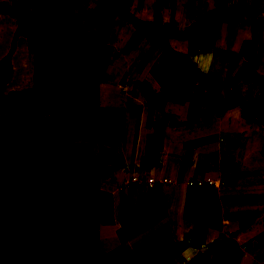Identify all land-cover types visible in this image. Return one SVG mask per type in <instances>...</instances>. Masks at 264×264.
Instances as JSON below:
<instances>
[{"label":"crops","instance_id":"obj_1","mask_svg":"<svg viewBox=\"0 0 264 264\" xmlns=\"http://www.w3.org/2000/svg\"><path fill=\"white\" fill-rule=\"evenodd\" d=\"M153 11L163 27L185 28L169 42L193 62L186 31L204 18L196 40L208 52L194 62L195 79L171 94L174 68L165 50L152 57L163 47L156 39L119 20L83 21L100 35L101 130L84 140L100 157L111 203L100 264H264V0H168ZM160 58L166 66L154 70ZM121 73L135 81L103 83ZM207 177L219 186L188 184Z\"/></svg>","mask_w":264,"mask_h":264},{"label":"trees","instance_id":"obj_2","mask_svg":"<svg viewBox=\"0 0 264 264\" xmlns=\"http://www.w3.org/2000/svg\"><path fill=\"white\" fill-rule=\"evenodd\" d=\"M81 4L32 0V13L0 4V14L16 18L14 47L25 36L35 48L33 86L10 93L0 115V264L101 262L100 222L111 203L100 157L84 142L101 130L100 35L84 24ZM112 6L163 46L174 68L168 94L195 79L196 64L168 41L169 33L182 35L174 25L139 19L128 0ZM12 75L8 56L0 62V103Z\"/></svg>","mask_w":264,"mask_h":264},{"label":"rangeland","instance_id":"obj_3","mask_svg":"<svg viewBox=\"0 0 264 264\" xmlns=\"http://www.w3.org/2000/svg\"><path fill=\"white\" fill-rule=\"evenodd\" d=\"M112 1L116 2L119 5H122L126 0H82V4L78 8L79 15L81 16L82 20L85 22H87V20L88 21L90 20L91 22L92 19H96L98 23L102 25V28H104L103 25L106 23L109 26H111L110 24L114 23L116 20H119L122 23L127 24V26L130 27V29L134 30L135 29L134 24L127 21L123 16L119 15L116 12V10L112 6ZM167 2L168 0H128V5L129 8H131L132 10L131 12L133 14L139 15L140 18L142 19H151L153 22H155L157 28L162 29L163 26L161 25V23H159L160 21H158V19L154 20V18H152L153 14H155L153 10L158 5L160 4L163 5ZM0 4L11 5L27 13H32V0H0ZM225 12L227 13L229 11L225 9ZM230 13H231L230 15H234V13L240 14L241 12L237 11L235 8H232V11H230ZM168 14L170 15V18H174L172 21H175L176 23L175 25H177L178 23L177 20L181 17L180 16L178 17L175 14V11L174 12L170 11V13L169 12L166 13L167 19H169ZM210 14H208L207 16H210ZM224 15L222 16V19L224 18ZM202 19L204 20V18ZM180 20L181 19H179V21ZM201 20H197L194 24L189 23L187 27L188 31H186L187 34L190 35L189 37L191 38L190 44L192 46V49L198 52V54L191 53L194 62L199 61V57H200L199 55L201 54V52H205L204 54L208 52L207 49H202V46L207 47L206 45L207 43H199L196 40V39H200V42L201 40L204 41V37H205L204 34L206 32V28L201 27L202 26L200 25L202 23ZM16 28H17L16 18H14L13 16L7 13L0 14V62H4L9 56L13 67L12 78L7 83L5 92L3 94L4 97L2 96L3 98L1 99L2 101L0 103V115L6 114L5 99L10 93L12 92L23 93L27 89L33 86L35 48L30 44V42L25 36H20L14 47V34ZM179 29L184 30L185 28H180V26H177L176 30L182 31ZM261 29H262L261 30L262 33H264L263 27H261ZM135 32L136 34L142 35L138 30H135ZM189 37L187 36V38ZM169 38L171 44H173L175 41V37L169 33L168 41ZM155 44H157V42ZM214 46L216 45L214 44ZM12 50L14 51L12 52ZM162 50L164 51L163 47H160L159 49L155 48L154 50H150L153 53L155 52L152 57L154 58L155 56L158 55H164ZM222 52H224V50H222ZM214 53L217 56H222V54L219 55V53H216L215 51L212 54ZM212 54H209V56H212ZM162 61H164L163 58H160L159 61H156L153 65V69L157 70L158 67L160 68L162 66L163 67L166 66L165 63H163ZM138 63L135 65L136 67H134V69L139 72ZM121 74L123 75H118V74L114 75L112 79H107L105 82L103 81V83L115 82L121 84L125 88L135 81V78L131 74H124V73ZM168 78L169 77H166V81ZM169 82H171V80H169ZM165 86L168 87L169 83H166Z\"/></svg>","mask_w":264,"mask_h":264},{"label":"built area","instance_id":"obj_4","mask_svg":"<svg viewBox=\"0 0 264 264\" xmlns=\"http://www.w3.org/2000/svg\"><path fill=\"white\" fill-rule=\"evenodd\" d=\"M132 180H133V181H138L139 178H138L137 176H133V177H132ZM154 183H155L154 178L150 177V178L148 179V184H149L150 186H153ZM188 184H189L190 186H199V187L205 186L206 184H209V185H211V186H219V183H218L215 179H213V178H209V177H207V178H201V179H193V180H189V181H188Z\"/></svg>","mask_w":264,"mask_h":264}]
</instances>
